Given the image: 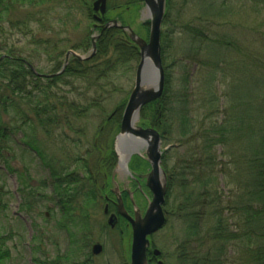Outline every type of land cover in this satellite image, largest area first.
I'll return each mask as SVG.
<instances>
[{
	"label": "trees",
	"instance_id": "obj_1",
	"mask_svg": "<svg viewBox=\"0 0 264 264\" xmlns=\"http://www.w3.org/2000/svg\"><path fill=\"white\" fill-rule=\"evenodd\" d=\"M204 1L207 9L212 8L214 13L233 11L232 2L229 6L226 5L228 0ZM259 1L260 5L251 6L252 11L259 12L261 5L264 10V0ZM87 2L0 0V56L6 55L0 59V163L9 173H14L18 180V190L22 196L19 208L31 213L34 210L31 205L34 197V202L39 204L45 197H50L53 201L56 196L57 205L63 209L61 218L64 220L58 225L65 229L69 222L65 219L71 216V210L78 208L77 203L82 193L90 192L89 182L79 185L72 180V174L77 172V169H73L76 166H71L72 161L75 165L79 163L78 152L83 139L88 141L90 136L92 142L88 146L89 150H92L94 144H105L110 148L107 151L111 150L114 135L119 130L121 108L129 93L128 90L115 108L105 115L106 101L112 92L117 91L116 88H112L111 92L108 89L115 85L111 76L118 71H134L139 58L138 48L123 30L111 26L104 29L96 39V52L92 57L84 60L70 57L60 74L45 77L30 70L26 64L30 62L29 59L22 56L21 50L9 43L7 37L13 31L24 36L30 34V43L41 46L35 48V51L45 53L48 61L52 63L46 73L56 72L61 68L67 50L86 52L90 48L93 10ZM169 3L167 0L162 26L168 21ZM79 4H82L84 18L91 22L87 24L84 36L74 46L65 51L60 50L63 47L57 48V42H53L51 36V39L48 36L38 38L34 34L32 22L41 27V33L54 32L55 28L46 24L52 14L63 10L65 17L59 19V24L64 26L71 21L70 17L75 15ZM142 6V0H124L118 4L108 0L104 20L107 21L114 11L121 9L123 13L118 12L113 17L122 23H132L134 17L139 16ZM22 9H25V13L19 15L18 12ZM124 14H127L128 19H125ZM147 23L142 22L141 26L146 29ZM205 26L188 23L181 28L182 32H186L191 47L193 43L202 41L214 46L210 48V58H213L210 60L213 64L209 60L201 62V67L207 69L208 77L214 80L216 74L222 72L224 75L223 69L226 67L229 70L232 66V71L242 74V79L232 83L236 87L231 89L233 92L230 95V91L223 94L224 105L221 109L218 106L219 96L212 90L208 91L207 86L202 90L209 93L206 96L200 90L189 92L186 85L172 91L164 62L166 36L169 32L162 29L160 42L165 74L164 90L159 99L142 107L140 124L156 128L163 145H173L163 152L161 164L170 174L167 196L170 195L171 187L180 190L184 195L182 202L176 205L167 203V198L165 202L167 211L175 206L186 222V236L175 248L177 264H225L229 248H234L235 245L236 252L239 253L237 261L240 264H264V58H260L264 52L259 50L254 56L245 52L239 46L241 35L237 33L233 38L229 27L221 39H213L205 33ZM257 27L261 29L262 26ZM253 47L252 44L248 45L249 49ZM54 52L56 54L53 55ZM229 52L234 54H230L228 61L226 55ZM193 58L195 59H186ZM226 62L227 65H224ZM240 63L243 67H240ZM36 70L45 73L37 67ZM198 94L201 102L192 104L196 106L193 108L191 102L198 101L194 99ZM189 97L194 100L189 101ZM203 110L204 116L198 119L196 113ZM9 112L11 116H8ZM219 112L220 119L216 117ZM92 115L105 117L91 134L90 123L95 120ZM104 131H107L105 136ZM16 133H20V144L24 146L19 150L21 162L28 160L25 159V154H32L39 167L46 170L45 179L40 178L36 183L29 175L28 165L18 168L11 163L19 158L18 152L15 155L12 148V135ZM20 144H16L18 148ZM182 144H187L189 148L180 154L177 161L169 165L168 154L174 147ZM216 146L220 148L221 155L231 159L233 165L228 169L232 172L234 170L239 176V181L236 182V187L239 184L237 191L234 194L230 191V198L233 199L228 200L222 207H219L221 202L215 181L217 165L222 161L217 160L219 153H216ZM17 162L18 160L15 163ZM224 171L229 173L223 169ZM186 174L192 176L190 183L183 180ZM23 185L30 189H25ZM235 190L236 188L233 192ZM75 193L78 198H74ZM208 222L211 224L208 225ZM5 241L6 237L0 235V264H5L9 257ZM50 264H57V261Z\"/></svg>",
	"mask_w": 264,
	"mask_h": 264
},
{
	"label": "rangeland",
	"instance_id": "obj_2",
	"mask_svg": "<svg viewBox=\"0 0 264 264\" xmlns=\"http://www.w3.org/2000/svg\"><path fill=\"white\" fill-rule=\"evenodd\" d=\"M87 1V4L90 5L93 0ZM109 1L117 4L124 2V0ZM169 2L168 21L165 22L162 29L169 32V35L166 36L167 47H165L164 62L168 69L172 91L182 89V87L186 85L189 92H197L200 90V93L203 96H206L209 93L203 92L202 90L207 86L208 91L212 90V92L219 96L218 106L221 109L222 105H224L223 94L230 91L228 93L230 95L233 92L231 89L236 87V85H233L232 83L241 80L242 74L232 71L231 66L229 70L226 67L225 69L222 67L225 72L224 75L220 72L219 74H216L214 80L208 77V70L202 68L200 63L213 59L210 58V48H214V46L208 44L207 41H202L199 43H193V46L191 47L187 35L185 34L186 32H182L181 28L188 23L193 26H200V24L203 26L206 25L204 31L208 36L221 39L222 34L227 32L229 27V32L233 34V38L236 37L237 33L241 35L239 46L241 45V48L245 50V52L254 56L259 50L264 52V10H262V5L260 6L259 12H254L252 11L251 6L253 7L255 4L260 5L259 0H228L226 5L229 6L232 2L231 10L233 11H222L224 14H217L211 10L212 8L207 9V3L204 0H169ZM84 3L86 2L84 1ZM81 5L82 4H79L77 11L74 13L75 15L70 17L71 21L64 26L59 24V19L65 17L64 11H55L51 16V19L46 22L48 25L51 24L50 26L53 29L55 28L54 32L47 31L41 33V27L32 22L31 27L33 28L34 34L38 38H46L47 36L49 38V36H51L53 42H57V48H61V46L63 47L60 50L64 49L65 51L71 46H74L84 36L88 28L87 24L91 22L84 18ZM118 12L123 13L122 10ZM118 12L114 11L113 14H118ZM24 13L25 9L19 10L18 12L19 15H24ZM146 20V18H142V15L134 17V20L131 23L132 28L143 35L148 34V24L145 25L146 29L141 26L142 22H147ZM230 24H232V26ZM257 26L262 27L259 29ZM61 27L66 28L61 29ZM255 28L257 31H255ZM96 33L97 32L94 34ZM7 39L9 40V43L14 44L16 49L21 50L22 56L28 58L35 68L37 67L45 73L50 70L52 63L48 61V57L45 53L35 51V48H40L41 46L30 43L32 41L30 34L24 36L19 32L13 31V34L7 37ZM249 44H252L254 47L249 49ZM194 46L197 48H193ZM76 51L78 53H85L82 50ZM231 53L232 52H229L226 55L228 61ZM54 54H56V52H54L53 55ZM207 56L209 59H206ZM191 57H195V59H186ZM260 58H264V53H262ZM211 62L213 64V61ZM224 65H227V62L224 63ZM239 65L240 67H243L242 63ZM111 81L115 85L114 87L110 86L108 89L111 92L112 88H116L117 91L112 92L110 98L107 99L105 104V115L109 114L115 108V105L120 99L127 94L128 90H130L134 81V71L127 73L118 71L113 73ZM205 82L210 84L207 85ZM200 98L201 96L199 94L195 96L194 99H198V101L191 102L193 108L196 106L192 104L197 105L201 102ZM194 99L193 97H189V101ZM10 113L11 112H9L8 116H11ZM196 114L198 115V119H201L204 116V110ZM105 115L102 117L92 115V118L95 120L90 123L91 134L94 133L95 126L104 119ZM216 117L220 119L221 113H217ZM109 125H112V123H109ZM106 133L107 131H104L103 136H105ZM20 138V133L12 135V141L14 142L12 148L15 151V155L18 152L19 158L16 157L18 160L17 163H15L17 160L11 161V163L15 164L18 168H21L22 166L26 167L25 165H28L29 175L35 180L34 182L37 183L40 178L45 179L47 172L39 167L38 162L34 160L30 153L25 154V159L28 160L21 162V153L19 150L24 146L20 144ZM41 138H43V135ZM88 139V141H86L87 139H83L81 150H83L84 146L88 147L91 145L92 137L90 136ZM174 141H176V139H174ZM177 142H174V144H177ZM16 144H20V148H18ZM53 147H55L54 142ZM187 148H189L187 144L174 147V149L170 151L171 153L168 154L169 165L174 161H177L180 154H182ZM218 148L219 147L216 146V153H219L217 160H221L222 162L217 165V179L215 181L217 184L216 191L219 192V202H221L219 207H222L228 200L233 199V197L230 198V191H232V194L237 191L239 184L236 187V182L239 181L237 179L239 176L235 174L234 170L232 172L228 169L230 165H233L231 159L227 158L225 155H221L222 153L220 154L219 152L220 148ZM57 155L61 154L57 153ZM223 169L227 170L229 173H225V171L223 172ZM183 180L186 183H190L192 176L186 174V177L185 179L183 178ZM18 187L19 183L15 174L9 173L0 163V235L6 237L5 246L9 251V257L5 260V264H48L55 260L57 261V264H72L74 261H78L76 264H82V261L86 258H89L90 264L128 263L129 254L126 249L123 248L126 242V235H122L123 238L122 236L120 237L118 233L106 235V232L100 230L99 227L100 225L102 227V223L104 222L101 210H94L95 217L92 220L93 229H91L93 235H91V239H89V246L85 247V250L82 252L77 246L71 245L69 229L60 227L57 224L59 213L54 211L51 201L42 200L39 204H36L34 202V197L32 199L33 202L31 203L34 210L31 211V213H26L27 211L25 212L21 210L22 208H19L22 198ZM23 187L25 189H30L24 185ZM235 188L236 190L233 192ZM32 190L35 192L34 189ZM183 196L184 195H182L180 190L171 187L170 195L167 196V203H174V205H176V203L182 202V199L184 198ZM145 207L146 205L144 206V209ZM207 211L210 212L211 210L207 209ZM44 212L48 215L45 216L46 213L44 214ZM223 212L225 215L227 214L225 210ZM181 216V211H178L175 206L169 208L167 221L164 227L150 237L153 245L161 250V259L164 264H177L175 248L182 238L186 236V222L185 218H181ZM232 220L234 221L235 218ZM209 224H211V222H208V225ZM203 227H205V225ZM94 241H98L103 245V251L99 255H93L90 253V245ZM72 248H74V254H72ZM237 255H239V253L238 251L236 252V245L234 248L233 246L230 247L225 264H240V262L237 261ZM72 256H74V260H72Z\"/></svg>",
	"mask_w": 264,
	"mask_h": 264
},
{
	"label": "water",
	"instance_id": "obj_3",
	"mask_svg": "<svg viewBox=\"0 0 264 264\" xmlns=\"http://www.w3.org/2000/svg\"><path fill=\"white\" fill-rule=\"evenodd\" d=\"M143 3L141 15L149 21L147 39L138 35L129 25H121L116 20L101 27L104 29L113 25L122 28L137 46L139 55L134 83L121 114L119 132L114 139V148L120 165L125 167L131 154L141 155L144 152L150 167L145 184L152 196L144 214L142 216L136 214L132 217L123 210L119 202L120 213L127 218L131 226L129 264H148L149 260L146 256V250L149 247L148 236L160 229L165 222L162 205L166 192V175L160 164L162 154L160 134L153 127H142L139 124V113L143 105L160 98L163 93L164 69L161 60L160 31L166 0H143ZM92 8L102 16L106 10V0H95ZM94 17L100 20V17L96 15ZM97 37L98 35L91 37V52L88 56L69 50L65 55L63 68L69 55L78 59L91 57L96 50ZM30 68L34 70L31 65ZM91 250L93 254H99L101 244L95 243ZM159 254L158 249H153V255ZM154 264H162V261L158 260Z\"/></svg>",
	"mask_w": 264,
	"mask_h": 264
},
{
	"label": "flooded vegetation",
	"instance_id": "obj_4",
	"mask_svg": "<svg viewBox=\"0 0 264 264\" xmlns=\"http://www.w3.org/2000/svg\"><path fill=\"white\" fill-rule=\"evenodd\" d=\"M111 17L109 19H111ZM109 19H107V21ZM107 21L104 20V16L101 20H95V23L93 24L95 25L94 30L96 29L99 31L100 26ZM108 149L110 148L105 144H94L92 150H89L88 147L83 148V150L80 148L78 152L80 153L79 163L75 165V162L72 161V168L76 166L73 169H77V172L72 174V180L77 181L79 185L89 182L90 192H84V194L82 193V197L79 198L77 203L78 208L71 210L73 213H71V216L67 217L65 220L75 224L71 225V245L77 246L83 252L85 247L89 246V239H91V235H93L91 229H93L92 220L95 217L94 210H101L104 222L102 223V227L100 225V230L106 232V235L118 233L121 237L125 234L126 242L124 244L125 247L123 246V248H125L129 254L131 226L127 218L120 213L119 202H121L123 210L132 217L136 214L141 216L144 214L147 202L152 196L150 190L145 184L146 175L149 171V164L145 160L144 154L139 155L137 153H133L130 155L126 166L123 167L120 165L113 143L111 150L107 151ZM164 172L166 175L168 191L170 174L165 170ZM79 187L81 186H78V188ZM167 191L163 203L165 218L168 216V211L165 207ZM84 197H86V199H84ZM74 198H78L77 193L74 194ZM51 203L53 208H55V212L60 214L63 213V209L57 208L56 196L53 198V202ZM145 205L146 207L144 209ZM109 221L111 223H109ZM149 240L150 246L147 249V257L150 264H153L157 261V258L153 255V243L151 239ZM82 241H85V243ZM95 243L99 242L94 241L91 243L90 253L91 247ZM100 244L101 252L99 254L103 251V245L102 243ZM72 252V254L75 253L74 248H72ZM72 260H74V256H72ZM89 261V258H86L82 261V264H90ZM77 262L78 261H74L72 264H76Z\"/></svg>",
	"mask_w": 264,
	"mask_h": 264
},
{
	"label": "bare ground",
	"instance_id": "obj_5",
	"mask_svg": "<svg viewBox=\"0 0 264 264\" xmlns=\"http://www.w3.org/2000/svg\"><path fill=\"white\" fill-rule=\"evenodd\" d=\"M148 28H149V24H148ZM83 243H85V241H82Z\"/></svg>",
	"mask_w": 264,
	"mask_h": 264
}]
</instances>
